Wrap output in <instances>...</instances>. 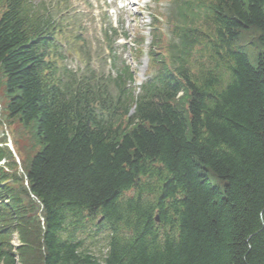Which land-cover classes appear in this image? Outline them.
Masks as SVG:
<instances>
[{
	"label": "trees",
	"instance_id": "1",
	"mask_svg": "<svg viewBox=\"0 0 264 264\" xmlns=\"http://www.w3.org/2000/svg\"><path fill=\"white\" fill-rule=\"evenodd\" d=\"M166 20L152 78L134 95L125 68L115 96L60 72L49 15L0 0L8 117L39 150L0 167V263L264 264V0H172Z\"/></svg>",
	"mask_w": 264,
	"mask_h": 264
},
{
	"label": "rangeland",
	"instance_id": "2",
	"mask_svg": "<svg viewBox=\"0 0 264 264\" xmlns=\"http://www.w3.org/2000/svg\"><path fill=\"white\" fill-rule=\"evenodd\" d=\"M34 1L36 3H44L47 7L53 9L57 13L58 19L62 15L64 16L61 21L65 34L74 29L76 33L83 35L85 38L86 55L68 54L67 50H65L63 53L67 58L64 64L70 69L84 73L88 61L89 67L105 78V82L109 85V90L112 94L117 95V88L113 85L115 69L108 58L109 51L107 52L105 48L102 34L103 28L111 25L118 29L119 34L128 33L132 36L138 29L144 28L146 29L147 47L151 40L149 34L151 17L148 13L151 6L149 2L147 0H130L129 10L122 11L124 2L121 0H65L66 3L61 9L54 8L55 3L60 0ZM67 39V43L66 41L62 42L66 48H70L72 44L69 38ZM130 44V40L122 38L114 42L113 47L117 51V59L121 62L126 60L132 71L135 72V82L131 83L129 87L136 94L139 92L137 87L147 79L148 63L146 55L139 60L134 58V54L129 49ZM9 100L4 86V78L0 73V140L8 141L11 138L16 153L21 160V164L16 162L17 165H14L16 169L9 165L11 160L6 161L7 169H11L10 172H6L11 173L17 170L16 172L20 174L22 173V163L25 166L28 165L39 150L35 145L32 130L29 127H25L17 119L12 120L8 117L7 106ZM105 237V234L101 233L90 240L92 242L91 247L98 256L103 255L107 250ZM19 242L17 233H13L12 244L15 248L20 245Z\"/></svg>",
	"mask_w": 264,
	"mask_h": 264
},
{
	"label": "bare ground",
	"instance_id": "3",
	"mask_svg": "<svg viewBox=\"0 0 264 264\" xmlns=\"http://www.w3.org/2000/svg\"><path fill=\"white\" fill-rule=\"evenodd\" d=\"M124 1H125V3H124L123 8H124L125 11H127L128 8H129V7H128V3H126L127 0H124ZM157 218L159 219V216H157Z\"/></svg>",
	"mask_w": 264,
	"mask_h": 264
},
{
	"label": "water",
	"instance_id": "4",
	"mask_svg": "<svg viewBox=\"0 0 264 264\" xmlns=\"http://www.w3.org/2000/svg\"><path fill=\"white\" fill-rule=\"evenodd\" d=\"M157 220H159V219L157 218Z\"/></svg>",
	"mask_w": 264,
	"mask_h": 264
}]
</instances>
